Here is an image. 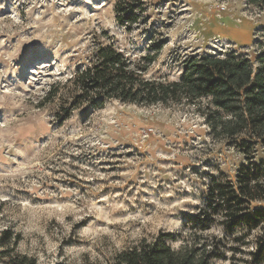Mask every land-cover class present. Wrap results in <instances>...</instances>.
I'll return each instance as SVG.
<instances>
[{
	"label": "rangeland",
	"instance_id": "374dc122",
	"mask_svg": "<svg viewBox=\"0 0 264 264\" xmlns=\"http://www.w3.org/2000/svg\"><path fill=\"white\" fill-rule=\"evenodd\" d=\"M140 2L128 30L117 0H0V244L19 239L16 251L37 264H116L118 252L159 232L177 234L179 248L212 179H235L246 162L239 140L213 138L199 105L114 100L62 121L58 101H47L105 41L102 31L133 59L159 51L148 76L163 79L179 80L192 55H259L264 15L244 0ZM205 235L223 236L222 225ZM223 244L213 263L257 264L253 247L233 251L231 236Z\"/></svg>",
	"mask_w": 264,
	"mask_h": 264
},
{
	"label": "trees",
	"instance_id": "16d2710c",
	"mask_svg": "<svg viewBox=\"0 0 264 264\" xmlns=\"http://www.w3.org/2000/svg\"><path fill=\"white\" fill-rule=\"evenodd\" d=\"M249 8L264 15V0H244ZM144 5L140 0H117V23L128 30L140 21ZM140 12V13H139ZM87 63L76 68L66 82L57 81L46 93L47 101H58L62 121L74 109L104 107L107 101L163 107L183 104L198 107L213 138L239 140L246 162L235 179L217 176L209 184L206 202L187 215L190 239L179 248L172 246L175 233L159 232L142 238L116 255V264H215L224 255V242L231 236L233 251H248L252 261L264 264V41L259 55L228 49L225 52L189 56L179 80L158 78L149 72L159 51L133 59L118 47L108 32L102 31ZM205 100L204 107L200 104ZM222 225L224 235H205L214 225ZM6 239L12 233L5 231ZM0 244V262L37 264L34 257Z\"/></svg>",
	"mask_w": 264,
	"mask_h": 264
}]
</instances>
